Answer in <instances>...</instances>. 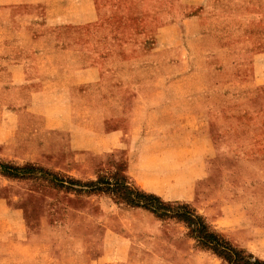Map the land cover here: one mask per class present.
Returning <instances> with one entry per match:
<instances>
[{"label": "crops", "instance_id": "0c3cea01", "mask_svg": "<svg viewBox=\"0 0 264 264\" xmlns=\"http://www.w3.org/2000/svg\"><path fill=\"white\" fill-rule=\"evenodd\" d=\"M124 3L0 0V145L17 148L24 161L58 163L73 178L92 181L105 155L122 151L126 174L141 191L190 203L217 155L211 127L219 125L257 136L242 151L240 166L232 163L233 178L243 180L233 189L241 196L264 194V95L217 108L216 66L205 61L208 74H186L200 64L185 57L179 23L143 27ZM208 7L245 10L250 43L224 49L240 55L224 64L225 73L235 74L231 82L264 90V4L208 0ZM13 20L9 29L6 23ZM241 211L239 223L228 224L225 232L232 238L236 227L247 226L235 241L264 261V205ZM252 228H258L255 234ZM27 240L22 210L0 199V264L56 257L26 254Z\"/></svg>", "mask_w": 264, "mask_h": 264}, {"label": "rangeland", "instance_id": "374dc122", "mask_svg": "<svg viewBox=\"0 0 264 264\" xmlns=\"http://www.w3.org/2000/svg\"><path fill=\"white\" fill-rule=\"evenodd\" d=\"M124 1L126 7L136 10L143 27L155 30L179 23L185 57L200 64L189 66L186 74H208L204 62L215 64L218 73L214 76L221 88L217 108L238 103L256 93L264 95L263 89L252 87L251 83L231 82L229 77L235 74L225 73L224 64L240 55L224 49L250 43L252 33L244 9L211 11L208 0ZM263 4L260 0V5ZM260 16L264 17V11ZM261 21L260 28H264V19ZM1 23L0 17V32ZM16 23L13 20L6 24L12 29ZM193 86L189 82V89ZM211 137L217 155L208 163L207 177L198 184L195 200L182 204L203 216L216 232L244 250L246 257L252 255L250 259L254 261L258 257L235 241L239 240L238 232L249 228L236 227L232 238L225 229L230 223H239L236 218L242 216L243 206L264 205V194L241 196L233 189L241 186L243 180L238 175L233 178L232 166H240L242 151L251 149L248 145L256 143L257 136L232 134L213 125ZM257 153L260 155V151ZM23 158L17 148L0 145V164L30 168L25 177L17 179L0 173V199L23 212L28 236L24 252L56 256L42 258L40 264H227L198 246L187 226L173 217L180 202H167L171 208L160 211L168 214L163 218L128 204L129 199L143 202L144 199H139L140 189L126 174L124 152L105 155L98 175L100 180L93 181L73 178L58 163L28 162ZM252 229L255 234L258 228ZM260 247L264 249V242Z\"/></svg>", "mask_w": 264, "mask_h": 264}, {"label": "trees", "instance_id": "16d2710c", "mask_svg": "<svg viewBox=\"0 0 264 264\" xmlns=\"http://www.w3.org/2000/svg\"><path fill=\"white\" fill-rule=\"evenodd\" d=\"M29 167H15L7 164H0V173L9 178L25 177ZM31 171V170H30ZM100 180V178L98 179ZM141 191V190H140ZM139 199L143 200H128V204L133 208L146 210L157 218L167 217L168 214L160 211H169L171 205L160 198L147 194L143 191L138 194ZM160 205V206H159ZM178 205V212L173 217L183 222L191 231L190 237L194 239L198 246L202 249L213 252L222 258L227 264H264L263 260L256 259L252 261L250 256L246 257L245 251L234 246L229 240L216 232L205 220V218L196 213L195 210L189 208L185 204Z\"/></svg>", "mask_w": 264, "mask_h": 264}]
</instances>
